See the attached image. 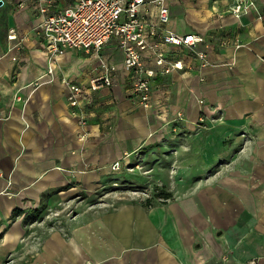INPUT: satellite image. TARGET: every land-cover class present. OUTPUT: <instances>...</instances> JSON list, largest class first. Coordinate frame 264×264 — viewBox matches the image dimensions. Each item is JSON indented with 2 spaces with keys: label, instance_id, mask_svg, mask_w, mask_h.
Returning <instances> with one entry per match:
<instances>
[{
  "label": "crops",
  "instance_id": "1",
  "mask_svg": "<svg viewBox=\"0 0 264 264\" xmlns=\"http://www.w3.org/2000/svg\"><path fill=\"white\" fill-rule=\"evenodd\" d=\"M248 1L255 8L236 19L231 0H166L167 28L203 36L209 66L180 54L185 68L153 79L144 107L112 40L101 53L117 69L112 85L71 108L69 84L88 88L98 62L68 49L48 73L44 0H0V264H264V0ZM188 143L185 158L205 171L219 159L220 176L162 203L91 202L112 174Z\"/></svg>",
  "mask_w": 264,
  "mask_h": 264
},
{
  "label": "built area",
  "instance_id": "2",
  "mask_svg": "<svg viewBox=\"0 0 264 264\" xmlns=\"http://www.w3.org/2000/svg\"><path fill=\"white\" fill-rule=\"evenodd\" d=\"M53 4V0H44L37 5L43 16L37 34L48 59V73L68 49L83 50L98 62L97 75L88 88L69 84L67 101L71 108L81 101L87 102L90 92L112 85L117 69L101 55L112 40L123 54L129 94L144 107L151 106L153 79L185 68L180 54L187 53L200 68L209 66V44L203 36L178 34L167 28L166 0H72L63 10H53ZM147 5L156 8L155 21L148 16ZM250 8L254 9L255 5L248 0H231L230 13L236 19ZM258 13L257 19L262 21L264 16ZM8 40L17 41L12 49L20 44L14 29L9 30ZM15 99L26 101L21 97ZM5 118L0 116V120ZM119 168V163L113 165V170Z\"/></svg>",
  "mask_w": 264,
  "mask_h": 264
},
{
  "label": "rangeland",
  "instance_id": "3",
  "mask_svg": "<svg viewBox=\"0 0 264 264\" xmlns=\"http://www.w3.org/2000/svg\"><path fill=\"white\" fill-rule=\"evenodd\" d=\"M239 145L238 141L232 150H236ZM191 150L192 146L188 143L182 149H171V151L166 149V151H153L147 154V157L142 162L139 159L135 165H128L127 170L129 171L122 170L123 174L115 173L111 177L106 178L103 185L97 188L95 197L91 202L97 203L102 197L116 196L126 197L132 201H140L146 205H149V201L162 203L169 193L177 197L183 193V188L180 189L177 186H181L184 183L199 185L203 181L206 182L210 178L213 179L220 176L224 167L220 165L219 159L213 163L207 162L210 166L207 167L206 171L201 170L199 158L191 159L190 161L187 159L188 157L185 158L187 155L189 156ZM234 152L230 151L229 158L233 154L236 155ZM189 167L190 170H187ZM187 192L191 193V191ZM73 208L71 210L67 208L66 215H72ZM58 212L50 210L48 215L51 216L50 218H55L61 215ZM63 213L65 214L64 211ZM255 262L252 260L251 264H255Z\"/></svg>",
  "mask_w": 264,
  "mask_h": 264
},
{
  "label": "trees",
  "instance_id": "4",
  "mask_svg": "<svg viewBox=\"0 0 264 264\" xmlns=\"http://www.w3.org/2000/svg\"><path fill=\"white\" fill-rule=\"evenodd\" d=\"M169 195H166V198L165 199H168Z\"/></svg>",
  "mask_w": 264,
  "mask_h": 264
},
{
  "label": "water",
  "instance_id": "5",
  "mask_svg": "<svg viewBox=\"0 0 264 264\" xmlns=\"http://www.w3.org/2000/svg\"><path fill=\"white\" fill-rule=\"evenodd\" d=\"M0 4H1V2H0Z\"/></svg>",
  "mask_w": 264,
  "mask_h": 264
}]
</instances>
